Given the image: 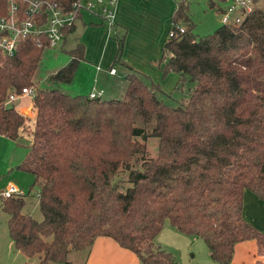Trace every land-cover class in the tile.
Masks as SVG:
<instances>
[{
	"label": "trees",
	"instance_id": "trees-1",
	"mask_svg": "<svg viewBox=\"0 0 264 264\" xmlns=\"http://www.w3.org/2000/svg\"><path fill=\"white\" fill-rule=\"evenodd\" d=\"M9 1L0 0V17ZM54 1L68 11L74 0ZM177 25L183 34L165 39L156 62L162 78L178 77L175 90L192 84L174 107L158 98V85L127 66L118 100L37 88L33 75L46 47L40 36V47L28 38L12 56L0 53V136L30 141L17 170L33 178L22 197L0 198V210L12 247L27 260L69 264L70 254L107 237L137 264H177L154 241L164 222L200 240L214 264H229L245 241L264 248V232L241 216L244 190L264 202V1L254 0L239 25L196 37L182 0L168 31ZM122 37L112 26L115 61ZM64 52L69 61L47 76L51 84H69L83 59L77 41ZM23 88L34 90L30 116L5 108L8 93ZM148 139L155 140L153 157ZM28 197L40 221L21 212Z\"/></svg>",
	"mask_w": 264,
	"mask_h": 264
},
{
	"label": "crops",
	"instance_id": "crops-1",
	"mask_svg": "<svg viewBox=\"0 0 264 264\" xmlns=\"http://www.w3.org/2000/svg\"><path fill=\"white\" fill-rule=\"evenodd\" d=\"M179 1L181 0H116L113 7V31L117 37L123 36V47L118 61L114 60L116 42L110 38V31L97 10L81 12L74 22L72 31L64 37L58 47L63 52V48L67 44L71 43L67 49L69 50L73 47L75 41L83 45V59L79 62L72 81L67 84V86H72L69 87L71 88L70 93L75 96H88L94 90L102 93L100 99L122 97L126 86L124 77L129 72L125 68L127 66L146 81L158 85L162 93L160 96H163H158V98L166 103L164 99L174 89L178 77L169 74L162 78L156 62L160 57L161 47L166 39L170 14ZM64 54L67 60L66 65L69 57L66 52ZM109 70H114V74H109ZM12 105L17 112L26 116L31 115L30 99L21 97L14 100ZM20 140L21 138L10 141L0 136V150L6 146L11 156L14 148L21 146ZM29 145L30 141L26 139L23 146L25 148L24 153L21 154V158L18 156L17 162L12 164L15 176H17V166L24 159ZM0 161L8 164L1 156ZM29 177L31 178V184L33 178L30 175ZM241 216L257 232H264V202H261L253 193L247 190H244L242 195ZM174 232L179 234L177 231ZM169 234L167 233L168 236ZM158 236H160V232L155 238L156 241ZM185 238L189 239L188 237ZM157 244L159 246L163 245L159 242ZM14 252L17 254L14 257L15 262L18 264L27 262V259L21 253L16 250ZM205 254L210 260L206 247ZM137 263L138 260L134 254L120 248L111 239L96 237L91 246L84 252L81 262L72 264ZM204 264L210 263L205 261ZM229 264H264V248H258L254 241L239 243L234 247Z\"/></svg>",
	"mask_w": 264,
	"mask_h": 264
},
{
	"label": "rangeland",
	"instance_id": "rangeland-1",
	"mask_svg": "<svg viewBox=\"0 0 264 264\" xmlns=\"http://www.w3.org/2000/svg\"><path fill=\"white\" fill-rule=\"evenodd\" d=\"M263 1L264 0H261V3H263ZM210 4H212V6H210ZM185 6L190 22L194 26L191 32L196 37H203L207 34H211L216 28L221 26L218 9H222L226 6V3L223 0H185ZM70 44H67L63 48V52H61L58 48L43 50L40 62L33 75V81L37 84V88L57 89L64 94L75 96L70 93L71 88L69 87L72 86H67V84L60 83L51 84L46 80L48 75L53 74L61 66L63 67L65 65L67 60L66 56H64V51H66L68 47H70ZM143 81L145 83H148V81H146L145 79H143ZM191 87L192 84L185 83L184 85H182L180 90H171L167 95L168 97H165L164 99V101L166 102L165 104L167 106L174 107L177 106L178 103L182 101L184 102L187 99V93L188 90L191 89ZM157 96L163 97L162 95L160 96V94H158ZM31 97L22 98L31 99ZM118 98L120 99L121 97H117L116 100H118ZM24 104H26V102H24ZM26 139V137H21V146L19 148H14V150L11 152V156L9 155L6 146L2 147L0 150L1 158L8 162L7 164L0 161V192L5 191L7 187L13 185L17 189L23 191L25 195V191L31 182V178L29 177V175L20 171H16L17 176L19 175V177L15 176L14 166L12 164L13 162H17L18 156L20 157L22 156L21 154L24 153L25 148H23V146ZM146 144L148 156L153 157L155 154V140L148 139ZM0 198L3 197L0 196ZM29 198L30 197L26 199V205L21 212L23 214H28L35 221H40L41 216L38 211L35 199ZM7 218V215L0 210V264H18L14 261V257L17 254L14 252L7 235ZM163 225L164 226L160 231V236H158L157 241H154L156 244L158 242L161 245L163 244L160 247L171 252L177 264H204L205 261L212 264L206 257L205 246L200 240H191L185 238V236L183 235L176 234L174 232L175 230L170 227L167 222H164ZM167 233H170L169 236L167 235ZM84 252L85 251L77 252L75 253L76 255L70 254L67 259L68 263L72 264L81 262V257L84 256ZM27 261L32 264L38 263L36 257L31 258Z\"/></svg>",
	"mask_w": 264,
	"mask_h": 264
},
{
	"label": "built area",
	"instance_id": "built-area-1",
	"mask_svg": "<svg viewBox=\"0 0 264 264\" xmlns=\"http://www.w3.org/2000/svg\"><path fill=\"white\" fill-rule=\"evenodd\" d=\"M116 0H74L68 11L61 9L54 0H10L7 13L0 17V53L12 56L19 41L33 38L37 47L41 46L40 39L46 43L45 49L58 48L63 39V31L74 25L76 16L81 12L97 10L108 30L113 26V7ZM254 0H229L226 6L218 11L220 24L237 26L245 15L253 10ZM183 26H174L167 32L166 38H175L182 35ZM40 36V39L36 38ZM114 74V70H109ZM32 88H23L19 95L8 93L6 104L12 103L21 97H31ZM102 93L92 90L89 99H100ZM24 192L10 185L0 192L1 197H22Z\"/></svg>",
	"mask_w": 264,
	"mask_h": 264
},
{
	"label": "water",
	"instance_id": "water-1",
	"mask_svg": "<svg viewBox=\"0 0 264 264\" xmlns=\"http://www.w3.org/2000/svg\"><path fill=\"white\" fill-rule=\"evenodd\" d=\"M5 108H6V109H12V105L7 104V105L5 106Z\"/></svg>",
	"mask_w": 264,
	"mask_h": 264
}]
</instances>
